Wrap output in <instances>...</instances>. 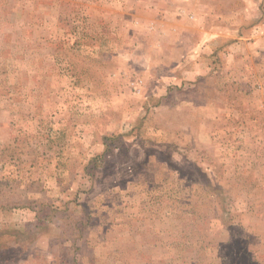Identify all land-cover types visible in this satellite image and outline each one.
<instances>
[{
	"label": "rangeland",
	"instance_id": "rangeland-1",
	"mask_svg": "<svg viewBox=\"0 0 264 264\" xmlns=\"http://www.w3.org/2000/svg\"><path fill=\"white\" fill-rule=\"evenodd\" d=\"M199 1L0 0V264H264V0Z\"/></svg>",
	"mask_w": 264,
	"mask_h": 264
},
{
	"label": "crops",
	"instance_id": "crops-1",
	"mask_svg": "<svg viewBox=\"0 0 264 264\" xmlns=\"http://www.w3.org/2000/svg\"><path fill=\"white\" fill-rule=\"evenodd\" d=\"M175 1H179V2H181L182 4H186V3H192V2H194V1H198V2H203V1H199V0H175ZM259 7V6H258ZM257 7V8H258ZM255 8V7H254ZM254 8H252V9H254ZM217 8H215V7H210V8H206V7H204V6H201L200 8H199V13H198V15L200 16V19L201 20H205L204 18H203V15L206 13V11H207V15L209 16V21L208 22H210L211 24V27L213 28V27H217V25L218 26H220L219 24V21L218 20H216V19H218V18H216V17H218V13H217V10H216ZM182 11H185V10H182ZM195 14H196V12L195 13H193V14H191V16H193V18L195 17ZM175 15V14H174ZM175 20H173V22H174ZM204 36L201 38L202 39V41L204 40H207V39H216V38H218V37H223V34L222 33H219L218 31H208V32H204V34H203ZM182 36L184 37V32L182 33ZM263 37H264V35H262ZM260 34H254V36L253 37H251V38H253V39H259V37H262ZM206 43H200V49L202 50V53H206V52H209V53H214V52H216V51H214L215 50V48H211L209 45H205ZM250 47H253V46H250ZM251 49H253V48H251ZM200 50V51H201ZM197 51H198V49H197ZM212 67V69H215L216 70V66L215 67H213V66H211ZM206 69H208V68H206Z\"/></svg>",
	"mask_w": 264,
	"mask_h": 264
}]
</instances>
